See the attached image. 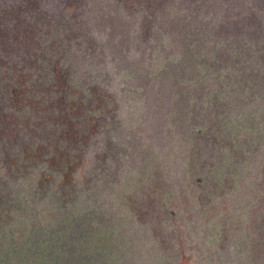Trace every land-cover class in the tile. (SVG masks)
Here are the masks:
<instances>
[{
	"label": "rangeland",
	"instance_id": "1",
	"mask_svg": "<svg viewBox=\"0 0 264 264\" xmlns=\"http://www.w3.org/2000/svg\"><path fill=\"white\" fill-rule=\"evenodd\" d=\"M0 264H264V0H0Z\"/></svg>",
	"mask_w": 264,
	"mask_h": 264
}]
</instances>
